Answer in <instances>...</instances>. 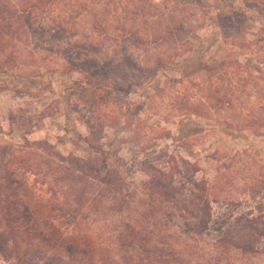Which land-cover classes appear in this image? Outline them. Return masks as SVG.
I'll use <instances>...</instances> for the list:
<instances>
[{
  "label": "rangeland",
  "instance_id": "374dc122",
  "mask_svg": "<svg viewBox=\"0 0 264 264\" xmlns=\"http://www.w3.org/2000/svg\"><path fill=\"white\" fill-rule=\"evenodd\" d=\"M13 14L0 45V178L9 153L38 165L30 196L0 189V225L7 206L41 210L66 189L44 161L103 159L116 182L83 176L71 191L85 190V223L107 238L134 226L118 263L155 264L161 250L172 264H264V244L220 254L215 231L168 237L160 225L188 215L149 186L163 184L160 172L167 192L204 180L213 220L264 217V0H0V18ZM170 31L174 42H163ZM28 212L22 221H42ZM17 262L0 254V264Z\"/></svg>",
  "mask_w": 264,
  "mask_h": 264
},
{
  "label": "trees",
  "instance_id": "16d2710c",
  "mask_svg": "<svg viewBox=\"0 0 264 264\" xmlns=\"http://www.w3.org/2000/svg\"><path fill=\"white\" fill-rule=\"evenodd\" d=\"M14 19H16L14 14L0 18V45L8 42V38L5 36L9 34L8 29ZM170 36H172L171 31L167 33L166 40L163 39V42L173 43V38L171 39ZM97 86L94 85V87ZM1 148L0 154L5 155L7 147ZM7 156L5 166L8 165V167L0 178V189L6 193L11 188V184H14L16 190H14L13 196L15 199L30 196L31 192L24 187L25 183L28 182V174L32 167L38 165L37 161L30 159L32 154L24 151L9 153ZM87 159L76 156H61L59 164L53 161H44L43 170L53 177L54 183L66 184V189L61 190L62 184H59L60 193L58 188L52 193L54 202L48 207L44 206L41 210L38 208L28 210L29 206L20 209L15 205L5 208L3 213L4 225H0L1 255L5 258L16 257L18 262L15 264H20L21 260L24 264H38L37 260L42 256L45 257V262L41 264H130L129 255L122 257V263H118L112 255L117 254L118 248L126 252L128 246L133 245V237L130 235L133 236L134 226L131 223H126L121 225V228L119 227L120 229L116 232L108 230L109 233L107 234L113 239L107 238L104 234V231L107 230L98 232L91 228L90 223H85L88 211H84L82 208H84V202L89 198L86 197L85 190L71 191L73 185L75 184L77 187V183L81 181L83 176L103 182L105 185L113 180L116 182V179H113L114 176L108 178L109 171L105 170L106 161L102 159L99 164H96ZM185 163L190 166L189 162L185 161ZM7 172L9 173L7 174ZM159 176L162 177L163 184L152 177L149 186L155 189L157 194L164 196L166 200L172 199L176 203H180L181 209L188 215L187 220L181 224H176L177 228L173 225H160L161 229L167 228L168 237L185 239L189 235L201 236L215 231L216 238L214 241L216 244H214L219 247V249L217 246L215 248L219 250L220 254H223V251H228L230 246L245 252L255 253L259 251V246L264 244V217L262 215L245 219L246 222L242 223L238 222L242 218L234 223L227 219L215 221L212 218L206 181L191 182L197 191L187 189L184 193L174 190L167 192L162 188V185L165 188L169 183L168 180V182L165 180L167 176L161 172ZM58 193L59 195H57ZM99 197L101 196L96 193L91 199L99 200ZM93 203L89 205L90 209H96L98 212V207H94ZM28 211L31 212L29 217L33 213L37 215L42 213V221L30 225L22 221L23 216L29 213ZM49 214L52 215L51 220H48ZM232 232L240 233V236L237 237V239H241L240 243H235ZM215 248L211 250L213 251ZM62 251L71 256L65 258L61 254ZM153 253L155 264H172L169 257H166L161 250L153 251Z\"/></svg>",
  "mask_w": 264,
  "mask_h": 264
}]
</instances>
